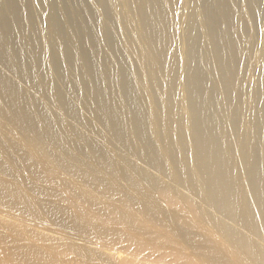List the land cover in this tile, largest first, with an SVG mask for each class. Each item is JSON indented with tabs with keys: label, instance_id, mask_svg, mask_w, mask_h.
I'll return each instance as SVG.
<instances>
[{
	"label": "bare ground",
	"instance_id": "obj_1",
	"mask_svg": "<svg viewBox=\"0 0 264 264\" xmlns=\"http://www.w3.org/2000/svg\"><path fill=\"white\" fill-rule=\"evenodd\" d=\"M144 1L124 2L137 42L167 19L181 24L171 0ZM185 7L188 34L203 31L215 85L200 88L190 71L187 112L160 116L142 76L132 86L114 82L102 65L88 11L66 0H0V264H264V40L253 46L240 36L251 5L240 13L229 0ZM165 32L137 56L164 92L179 72ZM74 73L97 105L87 118L97 136L83 134L80 144L70 135L85 123L66 87ZM112 84L132 107V125ZM138 140L153 163L128 150Z\"/></svg>",
	"mask_w": 264,
	"mask_h": 264
},
{
	"label": "rangeland",
	"instance_id": "obj_2",
	"mask_svg": "<svg viewBox=\"0 0 264 264\" xmlns=\"http://www.w3.org/2000/svg\"><path fill=\"white\" fill-rule=\"evenodd\" d=\"M66 1H68V3L73 6V8L80 6L82 9H85L86 11L90 13L91 19L89 22V28L91 31H93L96 34V36L101 37L102 46L100 47V50H99L101 62H102V65L105 67V69H107V71L113 78L114 82H117L118 80L122 79L123 82H126L127 84L132 86L135 78L142 76L143 80L146 82V84L149 87L150 101L152 104L154 103L153 105L154 114H157V115L159 114L161 116L164 114V110L168 108H171L177 113V115H180V116H183V113H185V111L187 112L188 107H189L188 98H190L192 94H190L191 90L187 88L186 79L184 78L185 77L187 78L189 76L190 71L192 70H193L192 72L196 76H199V80L201 81L199 83L200 88L201 87L206 88V90L208 91L211 88L213 89L212 85L213 86L215 85V81L210 79V73L213 72V70L216 67L213 66V64L211 66L209 62L205 66L204 60L207 59V56H210L209 55L210 53L207 55V53L204 50L205 48L203 46L204 38L202 37L203 31L199 25L195 26V28H191V30L193 31L191 35H194L193 37V40H195L194 43H191V40H192L191 35L188 34L190 25L188 21H185L187 18V13H186L187 11H186L185 5L190 4L191 0H187V1L186 0L185 1L171 0L172 4H174V9L176 8L175 6H177V9H175L176 10L175 14L177 17L179 14L178 18L180 19L181 24L177 25V23H175L174 21L167 19L163 22L164 28L162 26L161 28H159V30L157 28V30L152 32V34L154 32L155 34L153 35L150 34L151 36L149 35L147 37L145 35L146 38L144 36L141 42H137V38L135 35V27L131 26V24L126 21L125 14H124L125 13L124 8L126 7V3L127 5L128 4L138 5L139 3L141 4L143 0H121V3H120V0H66ZM125 1L126 3H124ZM147 1L149 3L146 2V0L144 1L147 4V5L144 4L146 7L150 6L153 3L152 2L153 0H147ZM177 1L179 3H177ZM229 2L231 3L233 11H235L236 13H240L241 10L247 11L249 9L248 5H251V7L254 8V13H252L253 18L249 20L247 26H245V28H243L241 31L240 36L242 37V40H249V39L252 40L253 46L254 44L256 45L258 42H261V40H264V0H254V1L253 0H229ZM50 3L51 4L54 3V0H50ZM113 3H117L118 5L117 4L116 5L118 6V8ZM199 6H202V4H200ZM171 24L173 27L171 26ZM183 25H185V27ZM140 28L142 29L141 25H140ZM246 30H249V31H246ZM163 31L165 33L169 32L168 34L170 37L168 39H165L166 40L165 42H167V44L171 46L172 56H173L171 57L175 64L174 67L176 69L178 68L177 70L179 71L178 72L179 75L182 73L180 76L177 74L176 76L178 77L176 78L175 76V78L170 81V83L167 85L168 87H166L165 92H164V89L162 88L163 87L162 81L158 80L160 89L158 88V84L151 85L149 83L150 82L149 75L145 71L144 72L141 71L137 64V58H138L137 56L139 55L138 52H141V47L145 45L144 42L147 41V43H149V41L150 42L156 41V38L160 37L164 33ZM251 36L253 39H251ZM78 37H80V40L81 38H83L82 35H79ZM126 44H128L129 47ZM129 48H131V53L133 56L129 53L128 51ZM195 53H196V56H195ZM192 54L195 57L193 58L192 63L194 62L195 64L191 66V70H190V67H188V64L191 61ZM252 54L255 55L256 53H252ZM204 56L206 58H204ZM59 60H61L59 57L56 58V62L59 63ZM239 65L240 67L247 68L249 66V59L247 57L244 59H240ZM187 69H188L187 71L188 73L185 72ZM66 82H68V84H66V87L70 90L73 104L75 102L78 105V107L79 105L83 106L82 115L84 117L85 123L80 122L82 124H79V125L74 124L73 125L74 132L70 133L72 139L78 142V144H80L82 143L81 137L83 134L90 135L92 137L97 136L96 134L97 126H96L95 121L87 119L92 113L96 112L97 105L91 97L89 98L87 96V94H82L81 92H79L80 81L77 78L75 73H74V76L68 77ZM181 87L183 89H181ZM256 87H257L256 84L251 86V88L253 89H255ZM111 93L113 94V96L115 97L117 96L119 98L118 100L113 101L114 105L116 107H122V109L129 116V124L132 125L134 122V116L132 112V107L130 106L126 96H124L121 90H118V88L114 84L111 85ZM237 93L238 91L234 90L233 95H237ZM44 102L47 107L51 108V103L48 102V99H45ZM256 103H257V100L255 99L254 104ZM156 120H159V118L156 117ZM229 126L232 127V129L234 128L233 123ZM229 126L227 127L228 132L229 131L231 132V128ZM146 128L149 129L148 126ZM162 135H163L162 128L158 127L156 129V134L153 137L149 138L150 144L152 146H156L157 139L161 137ZM229 137L230 139L228 138L227 141L222 142L221 147H224L225 145H228L230 142L233 141L232 140L233 138L231 136ZM0 143L3 144L2 141H0ZM143 146H144L143 143L138 140V141H135L133 144H128L127 148L128 150H134V149L140 150L141 157L144 160H146L148 163L150 162L153 163L152 161L147 159L146 150L143 148ZM46 147L49 150H51V146L47 145ZM62 157H64L65 160L70 161V158L68 156L62 155ZM28 168H29L28 171H30V173H33L32 164L29 163ZM75 183H78V182H75ZM217 212H219V210H217ZM91 252L94 257H97V252L94 251V249L91 250Z\"/></svg>",
	"mask_w": 264,
	"mask_h": 264
}]
</instances>
